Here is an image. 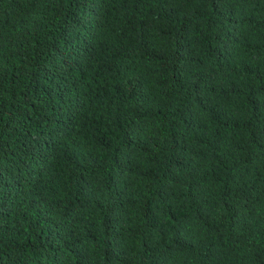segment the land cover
I'll use <instances>...</instances> for the list:
<instances>
[{"label":"trees","instance_id":"16d2710c","mask_svg":"<svg viewBox=\"0 0 264 264\" xmlns=\"http://www.w3.org/2000/svg\"><path fill=\"white\" fill-rule=\"evenodd\" d=\"M0 264H264V0H0Z\"/></svg>","mask_w":264,"mask_h":264}]
</instances>
